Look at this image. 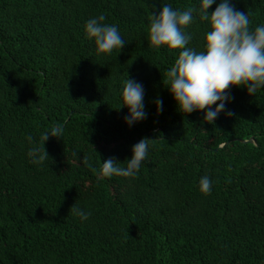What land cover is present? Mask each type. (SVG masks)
Instances as JSON below:
<instances>
[{"label": "trees", "instance_id": "16d2710c", "mask_svg": "<svg viewBox=\"0 0 264 264\" xmlns=\"http://www.w3.org/2000/svg\"><path fill=\"white\" fill-rule=\"evenodd\" d=\"M231 2L252 27L264 23V0ZM161 7L0 0V264H264V87L230 85L214 123L203 110L182 113L167 87L181 50L149 42ZM101 13L118 25L122 49L100 53L87 37L86 21ZM208 29L194 14L188 47L204 50ZM128 76L142 82L147 112L132 126L121 96ZM54 124L62 137L49 136V156L33 164L29 148ZM141 138L150 149L135 175L99 174L109 158L126 166ZM74 204L91 211L87 221Z\"/></svg>", "mask_w": 264, "mask_h": 264}, {"label": "clouds", "instance_id": "9594fccd", "mask_svg": "<svg viewBox=\"0 0 264 264\" xmlns=\"http://www.w3.org/2000/svg\"><path fill=\"white\" fill-rule=\"evenodd\" d=\"M216 0H199L196 7L178 9L171 3H164L157 12H152L149 24V42L156 48L167 46L180 49L174 64L167 70V87L177 102L182 113L203 110L204 120L214 123L225 109L226 102L233 97L227 91L230 85L246 86L250 94L264 87V23L251 26L248 12L238 10L231 0H219L213 11H209ZM194 14L201 21H207L201 51L188 47L192 39L185 29L194 20ZM106 16L101 13L90 17L85 24V33L94 40L97 51L111 53L122 49L126 41L115 23H106ZM123 106L129 109L124 117L132 126L147 117L145 110V90L142 82L127 77L121 89ZM158 111L163 110V100H156ZM215 105L213 108L212 106ZM232 115L231 112L227 113ZM63 126L54 124L41 134L39 144H33L28 156L33 164L39 165L49 156L45 142L49 136L62 137ZM31 140V137H29ZM148 138H141L132 146V156L126 166H120L118 160H103L100 175L132 176L139 170L148 155ZM213 180L204 175L199 179L200 190L212 191ZM70 212L87 221L91 211L74 204Z\"/></svg>", "mask_w": 264, "mask_h": 264}, {"label": "water", "instance_id": "95a60500", "mask_svg": "<svg viewBox=\"0 0 264 264\" xmlns=\"http://www.w3.org/2000/svg\"><path fill=\"white\" fill-rule=\"evenodd\" d=\"M240 140H241V141H244V142H255V141H256L253 137H251V138H249V139H243V138H240Z\"/></svg>", "mask_w": 264, "mask_h": 264}]
</instances>
